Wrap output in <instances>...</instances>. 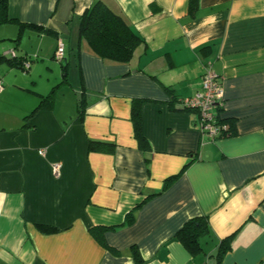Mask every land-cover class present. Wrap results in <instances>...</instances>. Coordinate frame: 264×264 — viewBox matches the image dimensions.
I'll return each mask as SVG.
<instances>
[{
	"label": "crops",
	"instance_id": "obj_1",
	"mask_svg": "<svg viewBox=\"0 0 264 264\" xmlns=\"http://www.w3.org/2000/svg\"><path fill=\"white\" fill-rule=\"evenodd\" d=\"M191 1L8 0L0 264H264V0ZM95 2L141 37L130 61L79 34ZM208 63L229 127L213 139L175 109ZM190 220L193 249L178 234Z\"/></svg>",
	"mask_w": 264,
	"mask_h": 264
},
{
	"label": "trees",
	"instance_id": "obj_2",
	"mask_svg": "<svg viewBox=\"0 0 264 264\" xmlns=\"http://www.w3.org/2000/svg\"><path fill=\"white\" fill-rule=\"evenodd\" d=\"M197 0H192L191 5L195 6ZM9 21L8 17V0H0V24ZM79 34L86 39L88 45L94 53L98 56L117 62H128L132 58V55L138 45L142 43L141 37L138 33L124 20V18L114 12H112L107 6L102 2L93 3L79 18ZM8 62L11 65H19L24 67L25 60L28 57H20L15 55V57L6 56ZM179 103V102H178ZM176 110L184 111H194L191 108H187L180 103L175 107ZM132 117L134 119V131L141 140L143 147L147 144H143L142 136L139 133V122L138 113L133 109ZM224 122V119L220 120ZM229 127L226 126V130L220 134H228ZM195 220H190L183 228L178 232L180 239L184 242L188 248L193 249L194 244H196L195 238L202 231L201 226L190 228L194 224ZM204 226L206 222H204ZM206 227V226H205ZM204 229V228H203ZM226 242V241H223ZM223 242L218 249L216 257L220 255L227 249ZM132 255L136 262H140L136 249L131 248Z\"/></svg>",
	"mask_w": 264,
	"mask_h": 264
},
{
	"label": "built area",
	"instance_id": "obj_3",
	"mask_svg": "<svg viewBox=\"0 0 264 264\" xmlns=\"http://www.w3.org/2000/svg\"><path fill=\"white\" fill-rule=\"evenodd\" d=\"M9 57H15L14 49L6 51ZM54 59L59 62L64 60V44L61 39L58 40ZM23 64L26 66L29 62ZM1 90V82H0ZM222 99L223 89L218 76L212 70L208 63L200 76V87L193 95L179 99V103L187 108L193 109L196 114V125L203 136L213 139L226 130V125L222 120ZM42 153L43 151H39ZM59 170V165L53 166V171Z\"/></svg>",
	"mask_w": 264,
	"mask_h": 264
}]
</instances>
